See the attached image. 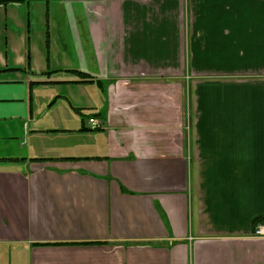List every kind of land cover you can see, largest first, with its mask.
<instances>
[{"label":"crops","instance_id":"1","mask_svg":"<svg viewBox=\"0 0 264 264\" xmlns=\"http://www.w3.org/2000/svg\"><path fill=\"white\" fill-rule=\"evenodd\" d=\"M259 224L264 0H0V264H264Z\"/></svg>","mask_w":264,"mask_h":264},{"label":"built area","instance_id":"2","mask_svg":"<svg viewBox=\"0 0 264 264\" xmlns=\"http://www.w3.org/2000/svg\"><path fill=\"white\" fill-rule=\"evenodd\" d=\"M87 122L89 124L90 129L92 130L100 129L101 127L100 122L94 118H89ZM252 236L255 238H264V225L263 224L257 225L253 230Z\"/></svg>","mask_w":264,"mask_h":264},{"label":"rangeland","instance_id":"3","mask_svg":"<svg viewBox=\"0 0 264 264\" xmlns=\"http://www.w3.org/2000/svg\"><path fill=\"white\" fill-rule=\"evenodd\" d=\"M186 96V95H185ZM189 103H190V98H188V103L186 102V100H185V112H187V113H185V118H186V127H190V124H191V117H190V112H189ZM260 225V224H259ZM264 225V224H263ZM257 226V225H256ZM255 226V227H256ZM255 229V228H254ZM252 235H253V233H252ZM253 237V236H252Z\"/></svg>","mask_w":264,"mask_h":264}]
</instances>
